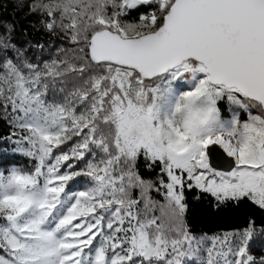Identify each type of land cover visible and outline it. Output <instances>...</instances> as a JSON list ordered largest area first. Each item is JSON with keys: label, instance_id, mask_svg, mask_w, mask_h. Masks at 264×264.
<instances>
[{"label": "snow or ice", "instance_id": "1", "mask_svg": "<svg viewBox=\"0 0 264 264\" xmlns=\"http://www.w3.org/2000/svg\"><path fill=\"white\" fill-rule=\"evenodd\" d=\"M10 7L0 264H264V0Z\"/></svg>", "mask_w": 264, "mask_h": 264}, {"label": "trees", "instance_id": "2", "mask_svg": "<svg viewBox=\"0 0 264 264\" xmlns=\"http://www.w3.org/2000/svg\"><path fill=\"white\" fill-rule=\"evenodd\" d=\"M11 0H0V13H4L5 11H11ZM4 6H8L5 8Z\"/></svg>", "mask_w": 264, "mask_h": 264}]
</instances>
